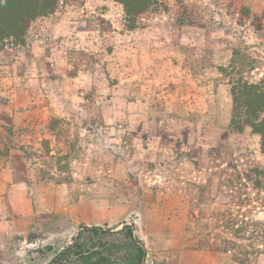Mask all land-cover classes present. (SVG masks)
I'll return each mask as SVG.
<instances>
[{"label":"rangeland","instance_id":"374dc122","mask_svg":"<svg viewBox=\"0 0 264 264\" xmlns=\"http://www.w3.org/2000/svg\"><path fill=\"white\" fill-rule=\"evenodd\" d=\"M61 0L0 44V264L132 225L143 264H264V155L230 87L264 80V0ZM264 118V115H262Z\"/></svg>","mask_w":264,"mask_h":264},{"label":"trees","instance_id":"16d2710c","mask_svg":"<svg viewBox=\"0 0 264 264\" xmlns=\"http://www.w3.org/2000/svg\"><path fill=\"white\" fill-rule=\"evenodd\" d=\"M61 0H0V44L24 45L28 25L56 10ZM123 5L134 20L148 8L147 0H114ZM230 127L237 133L245 128L260 138L264 155V80L248 83L242 78L232 82ZM264 177V169L260 171ZM132 225L120 229L81 226L71 243L57 252L49 264H143L145 249Z\"/></svg>","mask_w":264,"mask_h":264},{"label":"water","instance_id":"95a60500","mask_svg":"<svg viewBox=\"0 0 264 264\" xmlns=\"http://www.w3.org/2000/svg\"><path fill=\"white\" fill-rule=\"evenodd\" d=\"M124 224L121 225V227L123 226Z\"/></svg>","mask_w":264,"mask_h":264}]
</instances>
